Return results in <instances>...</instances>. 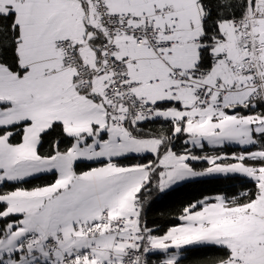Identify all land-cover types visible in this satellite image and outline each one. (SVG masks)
I'll list each match as a JSON object with an SVG mask.
<instances>
[{
    "label": "snow or ice",
    "instance_id": "6c2138e0",
    "mask_svg": "<svg viewBox=\"0 0 264 264\" xmlns=\"http://www.w3.org/2000/svg\"><path fill=\"white\" fill-rule=\"evenodd\" d=\"M0 264H264V0H0Z\"/></svg>",
    "mask_w": 264,
    "mask_h": 264
}]
</instances>
